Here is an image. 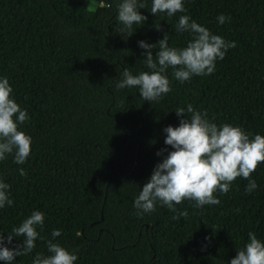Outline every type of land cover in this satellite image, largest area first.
I'll return each mask as SVG.
<instances>
[{"label":"trees","instance_id":"16d2710c","mask_svg":"<svg viewBox=\"0 0 264 264\" xmlns=\"http://www.w3.org/2000/svg\"><path fill=\"white\" fill-rule=\"evenodd\" d=\"M120 2L0 0V77L27 111L20 127L32 138L23 164L12 155L0 161L13 200L0 209V233L33 211L45 214L42 239L12 264L48 255V240L74 252L75 264H230L249 232L264 242V162L251 174L255 190L246 192L248 180L238 177L228 193L214 194L218 205L184 200L174 213L157 202L138 216L134 201L167 154L156 153L171 150L163 130L178 126L177 108L191 104L217 126L264 135V0H183L187 11L171 17L154 16L152 0H144L139 11L148 19L126 40L117 32ZM221 14L230 21L220 24ZM181 15L236 47L210 75L180 82L170 67L172 90L158 102L144 101L134 87L117 89L123 69L150 71L138 41L156 43L167 32L170 46L186 47L192 34L176 31Z\"/></svg>","mask_w":264,"mask_h":264},{"label":"clouds","instance_id":"9594fccd","mask_svg":"<svg viewBox=\"0 0 264 264\" xmlns=\"http://www.w3.org/2000/svg\"><path fill=\"white\" fill-rule=\"evenodd\" d=\"M140 9H147L144 0H122L117 5V20L122 25L117 32L122 34V39L133 34L134 25L138 27L147 21L148 17ZM186 11L183 0L151 2L150 12L154 16L164 13L171 17ZM230 19L224 14L217 17L220 24ZM155 27L161 30L158 24ZM176 31L192 34L186 47L170 46L167 32L156 43L138 41V46L145 50L144 61L150 71L133 75L127 68L123 69L122 79L116 82L117 89L134 87L144 101L158 102L172 90L167 74L170 67L173 77L180 82L189 81L194 75H210L215 71L216 61L223 59L229 48L236 47L234 41L213 34L189 15L179 17ZM153 49H158L155 55ZM12 93L8 78L0 77V161L12 155L15 163L23 164L30 156L32 138L20 126L29 116ZM175 112L180 117L178 126L168 125L163 130L167 133L164 144L171 146V150L162 148L156 153L161 156L167 152L155 165L134 201L138 216L154 212L157 202L174 213L177 212L175 205L184 200L195 201L197 208L218 205L220 200L214 194L217 191L228 193L238 177L248 180L246 192L257 188L251 174L264 162V135H253L240 126L227 123L217 126L207 118L206 112L195 110L191 104L186 109L177 108ZM19 174L26 176L22 168ZM9 188L0 180V209L13 206ZM179 216L186 217L187 211L179 212L173 219ZM44 220L42 211H33L19 226L13 227L11 233L6 236L0 233V261L12 264L17 257L31 253L36 247L35 241L42 239L37 229L43 230ZM51 235L55 238L61 233L57 229ZM16 237H23V240L13 245ZM47 252L48 255L37 253L32 264H75L78 259L74 252L52 240L47 241ZM230 264H264V242L249 232L248 242L237 250Z\"/></svg>","mask_w":264,"mask_h":264}]
</instances>
